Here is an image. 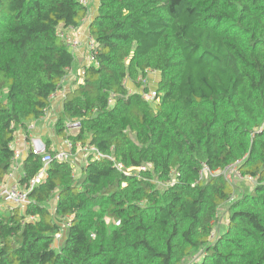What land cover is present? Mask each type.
<instances>
[{
    "label": "trees",
    "instance_id": "trees-1",
    "mask_svg": "<svg viewBox=\"0 0 264 264\" xmlns=\"http://www.w3.org/2000/svg\"><path fill=\"white\" fill-rule=\"evenodd\" d=\"M97 12L53 127L79 167L39 135L53 159L24 210H0V264H264V0H99ZM89 17L81 0H0V184L19 131L61 96L77 64L65 36ZM234 165L255 185L230 184ZM44 167L26 153L21 187Z\"/></svg>",
    "mask_w": 264,
    "mask_h": 264
},
{
    "label": "built area",
    "instance_id": "built-area-1",
    "mask_svg": "<svg viewBox=\"0 0 264 264\" xmlns=\"http://www.w3.org/2000/svg\"><path fill=\"white\" fill-rule=\"evenodd\" d=\"M83 4L88 5V0H81ZM66 44L72 49L75 50V48L80 44V41L78 38H74L73 36H65ZM88 45L90 46L89 51L91 52L92 49L95 47L94 43L92 42L91 38H88ZM89 60L90 59V53H89ZM81 77L84 76V71L82 70L80 73ZM144 85H147L146 80L143 81ZM142 95L145 96L146 100L154 103L157 101V94H156V89H150V92L148 93H143L141 92ZM66 94L64 92L61 93V97L64 99ZM48 112V111H47ZM46 112V116H47ZM42 117L38 121H43V119L46 118ZM37 122L32 123L28 127V132L26 138H25V149L22 148L18 143V138H16L15 142L12 144V149H14V158H13V165L14 168L8 175L7 180L4 183L0 184V210L7 208L8 210H14L16 208H19L21 210H24L27 205L29 204L30 198H29V193L30 191L39 184L40 180H42L45 177V169L49 165V163L52 161L53 157L47 152L46 145L42 138L40 136H36L33 134V130L35 128V124ZM80 122L79 121H71L66 124V130L69 132V134L73 135L78 133L80 130ZM62 149H59L58 153L56 154L55 158L60 160V161H70V159L73 156V143L72 141L65 140L62 142ZM78 149V152H83L85 155L88 153H98L97 149L94 147H84L80 144H77L76 146ZM31 151L35 156H42V163L44 164V169L39 173V175L31 181L30 185H25L22 186L18 182L17 176H18V171H20V166L21 162L24 159L26 153ZM98 158H101L99 156ZM117 168L122 171L125 170V167L123 164H118L117 163ZM141 170H145L144 167L141 168ZM127 172H130V170H125ZM216 175L219 174V172H211L207 167L203 169L201 175L206 176V175ZM224 176H226L228 182L230 184H237V181L242 179L246 180L250 183H255V179L250 177V176H243L238 172L237 165L230 166L226 168L223 173ZM31 220H34L32 218ZM62 238V234H57L56 236V243L60 241Z\"/></svg>",
    "mask_w": 264,
    "mask_h": 264
},
{
    "label": "crops",
    "instance_id": "crops-1",
    "mask_svg": "<svg viewBox=\"0 0 264 264\" xmlns=\"http://www.w3.org/2000/svg\"><path fill=\"white\" fill-rule=\"evenodd\" d=\"M97 9L98 7L94 8L93 10H89L90 12V17L87 18V20L84 22V25H82L79 29L73 30V29H69L68 32L74 37V38H81L82 40L87 39L89 36V29H88V25L91 22L92 19H94V17L97 15ZM95 10V11H94ZM92 12V13H91ZM74 55L76 58V67L70 71L69 75L66 77L65 79V84L67 83L66 89L70 88V84L73 83L74 81V77L75 76H79L81 71L84 69V67L89 63L88 60V49L86 48V46H84L83 48H81L80 50L74 51ZM87 60V61H86ZM64 85V84H63ZM64 91V90H63ZM68 92H65V94L69 93L70 91L67 90ZM63 98L59 95V96H55V99H53L52 104L50 109L47 112V116L45 119H43V121H38L37 124H35V128L33 130V134L36 136H41L44 139H50L53 142V146L57 149V147L59 149H62V140H59L58 138H56V134L55 131H53V127L56 121V113L61 109V102H62ZM58 107V110H56L54 112V109H56ZM54 121V123H53ZM53 123V124H52ZM48 126H52L51 131L53 134V139L50 137V135L47 133L46 128ZM27 133L23 132L22 130L19 131V133L17 134V138L19 141V145L24 148L25 147V138H26ZM25 149V148H24Z\"/></svg>",
    "mask_w": 264,
    "mask_h": 264
},
{
    "label": "rangeland",
    "instance_id": "rangeland-1",
    "mask_svg": "<svg viewBox=\"0 0 264 264\" xmlns=\"http://www.w3.org/2000/svg\"><path fill=\"white\" fill-rule=\"evenodd\" d=\"M98 6H99V0H88V8H89L90 11L93 10L94 8L98 7ZM88 38L85 39V40H82L81 38H79L80 44L75 48V50H73V52L74 51H77V50H80L81 48H83L84 46H86V48L88 49V52L90 53V51H89L90 46L88 45V42H89L88 41ZM88 60H89V55H88ZM74 78L75 79H74L73 83L70 84V88L66 89L67 83L66 84L64 83L63 90L65 92H68L67 90L70 91L73 88H76L77 84L80 83V80L81 79H80L79 76H75ZM148 78H149V81H148L149 82V84H148L149 85V88L152 89V90L155 89L157 87L158 82L160 81L159 73L158 72H153L152 74H149ZM128 85H129L128 88L130 90H135L133 87H131L130 84H128ZM63 90L61 92H64ZM56 110H58V107L56 109H54V112ZM56 115H57V113H56ZM56 115H55V117H56ZM53 123H54V121H53ZM51 128H52V126H48L46 128V131H47V133L49 135L51 134L50 137L53 139V134H52ZM76 159H78V158L72 157V159H70V161L71 162H76ZM73 164H75V165L78 166L80 164V159H78L77 163H73ZM253 185H255V183H250V182H248L246 180H242V179L238 180L237 181V184H236V186L239 187V188L240 187L249 188V187H252ZM227 218H228L227 217V209L225 207L222 211H220L219 218H218V220L220 222L219 226H221V228H224V226L226 225Z\"/></svg>",
    "mask_w": 264,
    "mask_h": 264
}]
</instances>
